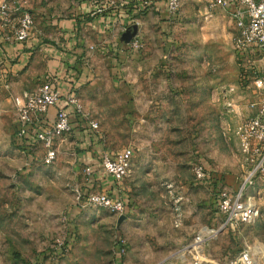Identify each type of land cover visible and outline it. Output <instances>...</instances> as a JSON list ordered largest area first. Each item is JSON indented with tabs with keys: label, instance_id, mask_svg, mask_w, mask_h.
Here are the masks:
<instances>
[{
	"label": "rangeland",
	"instance_id": "rangeland-1",
	"mask_svg": "<svg viewBox=\"0 0 264 264\" xmlns=\"http://www.w3.org/2000/svg\"><path fill=\"white\" fill-rule=\"evenodd\" d=\"M78 2L28 6L37 20H60L72 17ZM210 4L181 0L168 19L154 4L128 39L120 27L105 36L80 32L86 50L79 62L93 74L79 88L80 113L98 123L91 131L105 152L133 149L124 181L135 207L123 220L86 203L98 183L88 184L93 178L78 160L83 144L74 131L57 141L51 164L42 143L17 144L14 98L32 90L23 73L0 77V264H233L246 249L264 264V184L257 185L255 223L233 230L217 208L218 191L237 188L246 168L233 132L237 112L223 101L239 75L235 31ZM135 38L141 47L131 46ZM58 41H65L59 29ZM5 63L0 57V70ZM199 163L209 180L195 178Z\"/></svg>",
	"mask_w": 264,
	"mask_h": 264
},
{
	"label": "built area",
	"instance_id": "built-area-1",
	"mask_svg": "<svg viewBox=\"0 0 264 264\" xmlns=\"http://www.w3.org/2000/svg\"><path fill=\"white\" fill-rule=\"evenodd\" d=\"M98 5L96 11L105 7L116 6L114 0H87ZM155 0H121L124 8L135 6L140 12L151 8ZM212 6H225L231 3V19L235 35V50L239 75L235 84L225 89V98L229 95L240 96L245 100L243 106L236 108L234 102L227 103L229 110H235L237 121L233 132L238 140L242 165L246 173L237 188H221L216 194L217 208L226 227L235 230L239 225L255 223L259 217L257 201L258 187L264 184V0H210ZM181 0H167V9L171 15H177ZM29 0H0V32L4 41L24 43L30 38L35 26V15L28 6ZM137 19L123 24L127 28ZM133 48L142 46V39L131 42ZM93 48V46H91ZM17 111L18 139L31 138L45 147L44 161L51 164L58 156L56 143L74 131V110L83 126L96 130L99 125L81 115L80 98L76 90L62 95L53 86V78L40 83L34 90L14 98ZM55 109L52 122L49 121L50 109ZM231 108V109H230ZM84 121L87 123L84 125ZM133 149L126 147L118 153L103 152L101 164L116 184L114 192L93 190L88 192L87 204L97 205L118 215L126 212V199L122 183L129 175ZM91 177L93 168H84ZM194 176L199 181L210 179V173L203 164L193 168ZM92 184L91 180H89ZM202 240V236L198 237ZM124 243V241H123ZM233 264H256L252 252L243 250Z\"/></svg>",
	"mask_w": 264,
	"mask_h": 264
},
{
	"label": "crops",
	"instance_id": "crops-1",
	"mask_svg": "<svg viewBox=\"0 0 264 264\" xmlns=\"http://www.w3.org/2000/svg\"><path fill=\"white\" fill-rule=\"evenodd\" d=\"M114 1H117L116 6H108L103 11H96L98 5L87 0H79L75 8L76 12L72 17L60 20L58 18L50 20L47 18L48 16L37 20L35 17L33 32L28 41L24 43L6 42L1 37L0 32V57L6 59V67L0 70V77L7 79L8 76L13 77L23 73L21 81L22 83L24 80L27 81V85H25V88H28L27 91L34 90L43 81L53 78V86L59 89L62 95L74 89L81 99L79 88L88 77L93 76L89 71L84 70V66L79 62L85 57L82 55L86 50L82 45V42L86 40V38L83 39L84 35L80 34L82 28H91L98 36H105L109 32L116 31L121 25L129 23L132 19H138L141 14L135 6L128 9L123 7L121 0ZM154 4L155 9L161 13L162 17L168 19L170 14L167 9V0H155ZM28 5L32 8L31 0H29ZM211 7L220 8L224 11L227 16L226 24L233 29L231 3L228 2L225 6L211 5ZM49 28L52 29V32L47 35ZM58 29L65 38L64 44L58 41ZM37 30L42 31L44 38L37 35ZM89 47L94 49L95 45L90 44ZM98 50L103 52L105 46H102V49L98 48ZM230 100L234 102L236 108L245 103V100L241 99L240 96L223 97L224 104ZM54 115L55 109L52 108L49 113L50 122L54 119ZM74 133L78 137V144L80 146L83 144L78 152V160L84 168L86 165H91L93 168L92 184L98 183L97 190L114 192L116 189L115 181L107 174L101 164V156L105 149L98 141V137L90 128L87 130L77 128ZM125 181L122 184V189L127 203L126 212H129L135 207V202L134 196L130 192L131 189Z\"/></svg>",
	"mask_w": 264,
	"mask_h": 264
},
{
	"label": "trees",
	"instance_id": "trees-1",
	"mask_svg": "<svg viewBox=\"0 0 264 264\" xmlns=\"http://www.w3.org/2000/svg\"><path fill=\"white\" fill-rule=\"evenodd\" d=\"M70 112H71L72 116L74 117L73 123H74L75 128L80 127V129H82V127H84V126L82 125V121L80 119H78L76 112L72 109L70 110ZM85 129L86 130L88 129L87 126L85 127ZM17 141H18V143H17L18 145L25 147V146L31 145L32 144L31 142L33 141V139L28 137V139L27 138L26 139H18Z\"/></svg>",
	"mask_w": 264,
	"mask_h": 264
},
{
	"label": "water",
	"instance_id": "water-1",
	"mask_svg": "<svg viewBox=\"0 0 264 264\" xmlns=\"http://www.w3.org/2000/svg\"><path fill=\"white\" fill-rule=\"evenodd\" d=\"M138 32V25L133 24L127 28V30L124 32V36L126 39L130 37H134ZM125 218V215H121L119 217L120 220H123Z\"/></svg>",
	"mask_w": 264,
	"mask_h": 264
}]
</instances>
